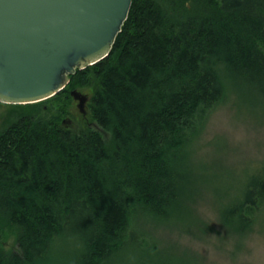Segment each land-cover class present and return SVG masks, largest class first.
Instances as JSON below:
<instances>
[{"label": "trees", "instance_id": "16d2710c", "mask_svg": "<svg viewBox=\"0 0 264 264\" xmlns=\"http://www.w3.org/2000/svg\"><path fill=\"white\" fill-rule=\"evenodd\" d=\"M72 89L88 92L86 117ZM230 92L264 101V0H133L109 55L47 99L10 104L0 264H45L59 245L75 246L66 264H112L125 249L151 263L148 223L209 228L196 211L188 145ZM223 207L228 233L253 229L264 214V163Z\"/></svg>", "mask_w": 264, "mask_h": 264}, {"label": "rangeland", "instance_id": "374dc122", "mask_svg": "<svg viewBox=\"0 0 264 264\" xmlns=\"http://www.w3.org/2000/svg\"><path fill=\"white\" fill-rule=\"evenodd\" d=\"M10 104L0 101V130L15 117ZM200 128L188 149L192 151V184L202 194L196 211L210 227L203 229L188 221L173 226L148 223L144 236L151 263L145 254L140 255L141 250L134 254L125 249L112 264H264V214L242 236L228 233L218 216V211L239 194L248 176L264 163V101L230 92ZM15 236L11 235L7 248L15 247ZM61 246L53 247L45 264L73 261L75 246Z\"/></svg>", "mask_w": 264, "mask_h": 264}, {"label": "water", "instance_id": "95a60500", "mask_svg": "<svg viewBox=\"0 0 264 264\" xmlns=\"http://www.w3.org/2000/svg\"><path fill=\"white\" fill-rule=\"evenodd\" d=\"M133 0H0V101L31 103L111 52ZM85 112L88 94L72 89ZM64 123L67 119L63 120Z\"/></svg>", "mask_w": 264, "mask_h": 264}, {"label": "flooded vegetation", "instance_id": "af4514ba", "mask_svg": "<svg viewBox=\"0 0 264 264\" xmlns=\"http://www.w3.org/2000/svg\"><path fill=\"white\" fill-rule=\"evenodd\" d=\"M88 94V93H87ZM88 100H89V95H88ZM88 100H87V102H86V105H87V103H88ZM75 101V100H74ZM86 105H85V112H82V111H80V109L77 107V101H75V109H76V111L78 112V113H80V115H82L83 117H86V114H87V110H86ZM69 126L71 125V126H75V125H77V124H74V122H73V119L72 118H67V122H66Z\"/></svg>", "mask_w": 264, "mask_h": 264}]
</instances>
